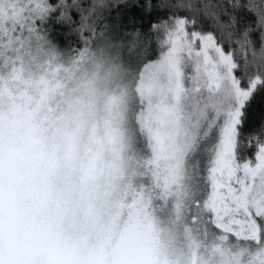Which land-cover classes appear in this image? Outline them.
Masks as SVG:
<instances>
[{
  "label": "snow or ice",
  "instance_id": "snow-or-ice-1",
  "mask_svg": "<svg viewBox=\"0 0 264 264\" xmlns=\"http://www.w3.org/2000/svg\"><path fill=\"white\" fill-rule=\"evenodd\" d=\"M0 264H264V0H0Z\"/></svg>",
  "mask_w": 264,
  "mask_h": 264
}]
</instances>
